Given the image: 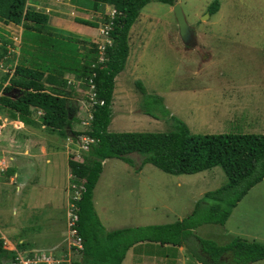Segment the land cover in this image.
I'll return each instance as SVG.
<instances>
[{
	"label": "trees",
	"instance_id": "trees-1",
	"mask_svg": "<svg viewBox=\"0 0 264 264\" xmlns=\"http://www.w3.org/2000/svg\"><path fill=\"white\" fill-rule=\"evenodd\" d=\"M27 0H0V18L4 22L21 25V43L31 41L43 49L39 59L30 65L21 57L12 69V74H0V105L7 107L13 117L30 123L31 112L41 110L40 121L48 130L61 136L69 134L73 139L79 133L92 137L89 149L82 153V160L68 159L71 191L79 186V197L74 202L77 214V231L83 240V254L77 264H121L125 251L140 241L159 244L185 245L189 253L200 264H249L264 259V244L233 237L225 244H218L211 238L191 234V229L202 224L222 225L231 209L246 192L264 176V130L261 133L226 132L197 134L190 133L186 124L170 115L173 129L167 131H107L110 120V101L114 76L123 69L128 54V29L137 18L139 10L148 0H90L92 10L98 4H111L117 13L109 19L101 12L100 22L84 19L77 22L97 27L96 42L89 41L81 54L69 37L45 30L46 14L26 3ZM169 5L173 0H156ZM85 7L90 3L82 1ZM91 9V7H90ZM217 10V1L207 7L208 14ZM110 21V22H109ZM39 24V28L36 27ZM108 23L110 44L104 43L102 60L97 53L103 43L99 28ZM37 31L31 36L24 34ZM44 32V33H42ZM46 42V46L41 43ZM21 45V44H20ZM72 45V46H71ZM187 47V46H185ZM3 48H0V56ZM7 59L5 60V62ZM92 77L95 98L102 103H93L91 119L87 126L72 130L75 105L67 99L69 93L64 74H72L76 79ZM8 80V85L3 81ZM85 87V84L81 85ZM135 86L142 94V111L156 117L151 107L161 115L167 110L159 95L145 92L139 82ZM18 90L11 98L10 90ZM67 132V133H66ZM138 157V169L149 163L168 174H192L219 166L225 176L220 186L205 191L194 203L190 214L163 224L130 226L106 231L99 222L92 204V189L102 169V160L117 158L128 165ZM68 187V185H67ZM73 188V189H72ZM13 252L2 247L0 239V264L12 256Z\"/></svg>",
	"mask_w": 264,
	"mask_h": 264
},
{
	"label": "rangeland",
	"instance_id": "rangeland-1",
	"mask_svg": "<svg viewBox=\"0 0 264 264\" xmlns=\"http://www.w3.org/2000/svg\"><path fill=\"white\" fill-rule=\"evenodd\" d=\"M60 1H62L60 5L68 12L64 19L71 22L68 26L54 31L48 23L42 27H49L53 33L59 32V35L73 39L79 26H71L75 19L70 10L72 3L69 0ZM84 1L90 3L91 9L84 8L92 10L93 2ZM213 1H217V10L209 15L207 7ZM176 2L179 3L186 22L193 29L196 45L186 49L181 43L172 5L148 0L128 29L127 69H130V75L124 70L116 77L109 131L171 130L173 124L169 117L172 115L185 120L189 131L194 134L263 132L264 126L261 122L264 120V0H176ZM102 6L103 4L96 6L94 11L97 15L103 11ZM77 11L87 14V11L84 12L82 9ZM96 19L99 20V15ZM36 27H40L38 23ZM88 28L95 34L94 26L88 25ZM36 32L31 30L27 33L25 30L24 34L31 36ZM91 40L96 39L89 37L88 41ZM30 43L32 42L21 43L12 53L13 56L2 62L0 74L11 69L20 57V61L26 65H30V59L33 62L39 59L38 54L43 52V49L36 50L39 45L34 46ZM130 62L135 65L131 66ZM64 79L66 86L63 90L69 93L67 99L75 105L71 128L78 129L81 128L80 122L89 121L92 105L86 101L87 90L81 86L83 84H74L73 80L78 79L67 73L64 74ZM135 81L139 82L147 93L160 95L163 98L162 103L167 109V116L159 114L156 106L151 107L150 110L156 116H150L155 121L145 116L141 108L143 97L136 88ZM12 90L9 92L11 98H14L19 91ZM9 113L7 107L0 105V118L2 114L8 117ZM41 115V110L31 112L28 116L31 122L40 125L27 128L28 130L38 133L46 131L47 127L40 121ZM136 117H144L146 121L135 122ZM244 120L258 125L251 126V130L238 128L236 124ZM23 130L26 131L24 128L18 129V131ZM53 134L58 138L61 137L58 133ZM65 141L69 144L73 143L74 149L76 148L77 143L69 137H66ZM73 155L70 151L67 161L69 158L72 159ZM132 157L135 163L129 166L121 160L114 162L116 158H111L104 170L138 169V157L136 154ZM140 168L159 170L149 163L141 165ZM191 177L193 178L190 185L192 194L187 195L186 192L179 190L176 198L171 197L170 211H164L166 214L162 215L160 220L168 223L174 221L176 216L181 218L190 214L194 203L200 198L192 205V197L199 190H211L225 182V176L219 166L197 174L193 173ZM126 186V181L122 179L119 188L124 189ZM148 190V200L159 201L161 195L155 192L157 188L149 186ZM125 204L131 206L128 201ZM188 205L189 207H186ZM109 212L119 214L120 217L126 215L125 218H129L127 213L134 214L135 210L119 209ZM113 218L116 219L117 216ZM230 224L246 232L248 237L253 236L264 244V176L242 198ZM215 227L218 226L200 225L191 229V234L199 237L207 236L208 239L212 231L217 229ZM228 236V234H218L214 238L220 242L227 240ZM249 264H264V259Z\"/></svg>",
	"mask_w": 264,
	"mask_h": 264
},
{
	"label": "crops",
	"instance_id": "crops-1",
	"mask_svg": "<svg viewBox=\"0 0 264 264\" xmlns=\"http://www.w3.org/2000/svg\"><path fill=\"white\" fill-rule=\"evenodd\" d=\"M27 1L28 5L34 6L36 10L46 14V23H48L53 31L68 26V23L71 22L70 20L64 19V16L67 15L68 12L65 11V7L60 5V3H62L60 0ZM69 1L72 3L70 10L75 16L71 26H79V30L72 38L75 40L73 42L77 46L78 51L82 54L86 44L89 42V37L93 39L97 38V27H95L96 31L94 34V31H91L88 28V25L77 22L76 19H84L99 23L100 16L99 20H97V13L94 10H86L82 1ZM102 8V12L104 13L106 8L104 5ZM78 9H82L84 12L87 11V14L77 11ZM5 25L8 28L18 31L13 23L9 22ZM49 27H46L45 30L52 31ZM32 44L34 46L38 45L34 42L30 43V45ZM41 45H44L45 47L46 42L41 43L40 46ZM185 48L188 49L189 47L187 46ZM128 63L129 59L126 57L123 69L113 78L110 101V119L112 117L111 109L115 92L116 77L124 70L130 75V69H127ZM130 64L131 66L135 65L132 62H130ZM218 114L216 115L218 116ZM145 116L155 121L153 117H150L147 114H145ZM1 118L0 234L4 239L5 246L7 248H47L51 245H55L61 241L65 232L64 213L68 194L67 185L70 175L67 166V155L70 151L74 150L75 146L73 143L69 144L68 141L66 142L65 139L66 137H69L73 142L75 140L69 134L61 136L60 139L53 134L56 133L55 131H50L47 128L46 131L41 133L32 130L30 131L27 128L31 129L30 127H35L40 124L34 122L24 123L18 118L13 117L11 111L8 117L2 114ZM134 119V121L138 123L146 121L144 117H136ZM181 121L186 124L189 130L187 122L185 120ZM73 123L78 125L76 122ZM236 125L238 128L250 129L251 126L258 124H253L244 120L242 123H237ZM261 125L264 126V120L261 122ZM109 127L110 125L108 123L107 131H109ZM23 128L26 131H18V129L22 130ZM72 130L76 129L72 128ZM112 132L123 131L113 130ZM116 159H114V162L120 160L118 159L116 161ZM109 160H111V158H105L102 160L100 177L97 179L92 189L93 209L99 222L106 231L130 226L166 223L164 220L160 219L162 215L166 214L164 211H170L169 202L172 200L171 197L174 196L176 198L179 190L186 192L187 195L192 194L190 185L193 182V178L191 177L193 173L174 175L165 173L160 169L158 171H153L141 168L122 171L121 169L115 168L104 170V167ZM199 172H195L194 174ZM122 179H124L127 184L124 189L119 188L121 187ZM258 183L251 188H254ZM149 186L157 188L155 192L161 195L159 201L152 202L148 200L147 193L149 192ZM205 191L206 190L204 189L199 190L198 193L192 197V205ZM242 198L231 209L228 217L222 225L202 224L218 226L215 227L217 229L213 230L212 234L209 236L218 244H225L233 237H240L248 241L259 242L253 236L248 237L246 232H243L236 226L230 224L235 214V210L242 201ZM126 201L131 204L130 207L125 204ZM186 207H189V205ZM119 209L135 210V212L134 214L127 213L129 218H125L126 215L120 217L119 214H111L109 212L110 210L114 211ZM148 215H150V217H148ZM113 216H117V218L114 219ZM176 219H180V216H176ZM125 220L128 222H125ZM218 234H228L229 236L227 240L219 242L214 238V236ZM206 237L207 236L202 238ZM121 264L200 263L189 253L185 245L159 244L157 242L140 241L134 243L125 251Z\"/></svg>",
	"mask_w": 264,
	"mask_h": 264
},
{
	"label": "built area",
	"instance_id": "built-area-1",
	"mask_svg": "<svg viewBox=\"0 0 264 264\" xmlns=\"http://www.w3.org/2000/svg\"><path fill=\"white\" fill-rule=\"evenodd\" d=\"M116 10L113 7H108L106 15L109 19L115 17ZM110 22V21H109ZM108 23L103 24L99 28V33L102 36L103 43L100 45V50H103L104 43L110 44L111 40L108 37ZM7 34V35H6ZM2 36L6 35V38L10 40V43H3ZM20 33L15 29L6 27L4 22L0 21V47L5 49V54L2 55V59L12 54L17 48L19 43ZM15 54V53H14ZM2 59H0V66L2 65ZM101 59V57H100ZM14 65V64H13ZM12 68L8 69V72H12ZM89 88L93 89V85L90 79H88ZM88 100L95 102L96 98L94 91L88 92ZM102 101L100 100L99 103ZM83 124H85L83 122ZM76 148L72 151L73 158L82 160V153L89 149L90 143L95 141L92 137L79 133L75 137ZM72 184H68L67 201L65 205V232L60 242L55 245H51L47 248H21V247H6L3 237L0 234L2 240V247L6 250L12 251V256L5 260V264H77L81 261L83 254V240L77 231V214L75 212L74 200L79 197V189H73L71 191Z\"/></svg>",
	"mask_w": 264,
	"mask_h": 264
},
{
	"label": "clouds",
	"instance_id": "clouds-1",
	"mask_svg": "<svg viewBox=\"0 0 264 264\" xmlns=\"http://www.w3.org/2000/svg\"><path fill=\"white\" fill-rule=\"evenodd\" d=\"M26 3H27V1H26ZM173 3H174V1H173ZM28 4V3H27ZM107 5V6H106ZM105 6V8H106V11H107V8L108 7H113L111 4H105L104 5ZM114 8V7H113ZM115 9V8H114ZM106 11H105V13H106ZM116 13H117V11H116ZM0 21L1 22H4V20L3 19H1L0 18ZM5 24L6 23H9V22H4ZM10 23H12V22H10ZM14 24V23H13ZM16 27H17V29H18V31H19V33H21V29H22V27H21V25H19V26H17V24H14ZM7 35V34H6ZM6 35L5 36H2L1 35V38H2V42L5 44V43H10V40L8 39V38H6ZM99 37L100 38H102V36L101 35H99ZM97 41V40H96ZM95 41V42H96ZM20 44H21V37L19 38V43L17 44V47H20ZM1 48V47H0ZM3 48V47H2ZM3 54H5V49L3 48V50H2V52H1V56H0V59H2V55ZM100 54H102V50H100V48H99V50H98V53H97V57H98V55H100ZM11 56H13V54H8V55H6L3 59H2V62L3 61H5L6 59H8V58H10ZM100 57H101V59H100ZM100 57H98L97 58V60L98 61H101L102 60V55L100 56ZM17 59V58H16ZM17 63V61L14 63V65H13V68L15 67V64ZM12 68V69H13ZM7 73H9L8 72V70L6 71ZM5 72V73H6ZM10 75L12 74V72L11 73H9ZM95 75V73L94 72H91L90 73V76L89 77H87L86 79H85V81L84 80H81V79H78V80H73V82H74V84H85V89L87 90V93H86V97H87V99H86V101L87 102H89V104H93V103H95V102H97V103H99V99H96V101L95 102H90L89 100H88V92L89 91H91V90H93L94 91V84H93V82H92V77ZM88 79H90L91 80V82H92V85H93V89H90L89 88V82H88ZM8 80H5V81H3V83H2V87H3V85H8ZM0 93H1V89H0ZM95 95V94H94ZM102 101V100H101ZM102 103V102H101ZM101 103H99V104H101ZM90 119H91V115H90V117H89V121H90ZM89 121L88 122H84L85 124H83V122H80L79 124H80V126H81V128H84V127H82V126H87L88 124H89Z\"/></svg>",
	"mask_w": 264,
	"mask_h": 264
},
{
	"label": "water",
	"instance_id": "water-1",
	"mask_svg": "<svg viewBox=\"0 0 264 264\" xmlns=\"http://www.w3.org/2000/svg\"><path fill=\"white\" fill-rule=\"evenodd\" d=\"M173 1L174 3L172 4V11L176 22L179 39L184 46H195L196 44L193 38V29L186 22L179 3L176 2V0Z\"/></svg>",
	"mask_w": 264,
	"mask_h": 264
}]
</instances>
